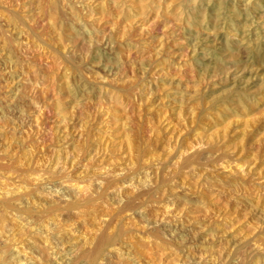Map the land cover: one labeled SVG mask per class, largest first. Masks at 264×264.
<instances>
[{"label": "rangeland", "instance_id": "rangeland-1", "mask_svg": "<svg viewBox=\"0 0 264 264\" xmlns=\"http://www.w3.org/2000/svg\"><path fill=\"white\" fill-rule=\"evenodd\" d=\"M0 264H264V0H0Z\"/></svg>", "mask_w": 264, "mask_h": 264}, {"label": "bare ground", "instance_id": "bare-ground-1", "mask_svg": "<svg viewBox=\"0 0 264 264\" xmlns=\"http://www.w3.org/2000/svg\"><path fill=\"white\" fill-rule=\"evenodd\" d=\"M31 176V175H30ZM35 180V179H34ZM37 180V179H36ZM45 190V189H44ZM48 192V191H47Z\"/></svg>", "mask_w": 264, "mask_h": 264}]
</instances>
